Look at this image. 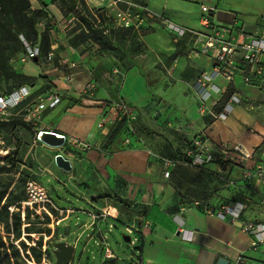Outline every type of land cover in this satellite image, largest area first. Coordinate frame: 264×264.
I'll return each instance as SVG.
<instances>
[{"label":"crops","instance_id":"0c3cea01","mask_svg":"<svg viewBox=\"0 0 264 264\" xmlns=\"http://www.w3.org/2000/svg\"><path fill=\"white\" fill-rule=\"evenodd\" d=\"M123 1L132 4L133 9L142 14L140 25L137 28H120L111 37L96 39L82 37L81 31L75 29L65 33L67 30L63 23L68 14L60 9L58 3L49 1L36 8V11L46 14L38 25L50 31L48 50L53 54L52 59L38 63L28 60L23 65L16 63L13 66L34 78L33 86L28 82L22 85L27 94L38 90L37 97L46 96L43 102L31 106L38 115L31 130H54L89 146L79 150L68 145L49 147L34 141L36 146L45 148L47 154L42 173H48L66 187L69 194L88 206V209H81L87 215L82 224L84 228L92 227L97 231L90 234L89 239L95 238V234L100 236L107 225L114 228L118 224L134 226L137 240L133 245V264H216L218 258L227 260L226 264H235V258L241 259L239 264H264V242L254 244L253 236L240 230L249 222L264 221V205L260 201L264 186L254 183L242 185L239 175L234 179L237 183L232 186L239 198L226 204L241 200L244 210L239 219L231 222L229 218L215 214L226 204L207 206L198 204V201L185 204L169 175L165 176L166 169L159 159L166 150L182 145L185 138L189 143L197 133L204 135L210 147L221 140L208 132L207 123L203 120L206 115L194 110L197 103L194 80L214 64L208 54L201 52V42L192 33L206 30L200 22L203 15L201 6L213 8L208 13L211 24H222L233 32L240 30L251 34L264 27V0ZM221 12L231 14V21L218 19ZM157 16H163L170 24L186 30L185 34L178 35L171 29L175 37L171 39L168 32L156 29L146 39L147 59L142 54V46L137 50L121 49L118 38H128L125 31H136L141 25L158 26ZM185 36L190 37L189 44H186L189 58L193 67L199 69L198 75L189 83L192 102L178 109L172 105L168 112L163 113L153 101L147 74L153 61L163 57L174 47L176 40ZM68 75L71 76L70 81L65 79ZM237 75L234 74L232 90L245 94L242 102L254 100V104H258L259 96L264 98V81L258 86H246L237 81ZM218 81L221 82L220 79ZM87 84H91L92 89L83 97L82 90ZM249 90L254 91L255 96L250 98L246 95ZM16 92L22 93L20 90ZM52 98L57 100L52 101ZM86 99L102 101V105L87 106L83 103ZM116 102L131 106L137 113L129 144H123L118 136L109 141L108 135L115 122L108 121L98 126L108 112L113 119L115 112L109 108ZM242 102L233 105L226 120H214V123L229 127L235 107L244 121L250 120V115L239 109ZM262 127L264 131V124ZM224 136L230 146L239 142L252 149L244 143L243 131L238 135L227 132ZM56 153L69 159V171L58 167V170H52V156ZM213 166L220 167L215 162L202 168L213 169ZM173 169L174 166L170 167L168 173ZM116 199L124 200L126 205L117 203ZM54 206L62 216L63 212L73 210L55 203ZM110 209L114 211L112 214ZM97 210L106 211L110 216L90 225L89 214ZM57 232L59 234L58 229ZM68 234L66 230L61 241L74 245L73 241L66 239ZM114 258L113 254V258L103 260Z\"/></svg>","mask_w":264,"mask_h":264},{"label":"rangeland","instance_id":"374dc122","mask_svg":"<svg viewBox=\"0 0 264 264\" xmlns=\"http://www.w3.org/2000/svg\"><path fill=\"white\" fill-rule=\"evenodd\" d=\"M49 1L58 3L60 9L67 14L76 13L74 4L84 3L83 0H29V4L33 10H36L39 4H47ZM108 4L109 0H102L101 6ZM119 6L122 8L126 4L120 3ZM39 18H43L41 13ZM157 19L158 26L141 25L142 27L140 26L136 31H125L128 38L124 39L123 37L118 38L119 35H117L121 49L137 50L139 46H142V54L145 56L148 52L146 39L152 36L151 34L156 29L168 32L171 39H175L173 31L169 27L170 23L163 16H157ZM34 31L36 32L35 38L31 36L33 39H37L33 40L34 43H38L39 34H46V42L50 41V31L47 28L42 29L37 24ZM69 31L64 32L69 33ZM80 36L98 37L97 34L83 30ZM104 40L107 41V39ZM189 41V36L176 40L174 47L163 57L156 58L148 71V84L152 91L153 101L162 109L163 113L168 112L172 105L178 109L186 106L187 102H192L189 83L198 75L199 69L193 67V61L189 58V52L186 50V44H189ZM120 45H118L119 49ZM0 49L3 50L2 53L6 57L8 66L24 64L16 56V52H20V45L15 40L6 41V34L1 31ZM144 59H147V56ZM237 81L242 82L240 75H237ZM27 82L29 79L23 77L4 79L0 76V94L10 93L14 90L19 91L22 85ZM38 92V90L34 93L29 92L21 99L15 98L16 103L7 106L0 112V264H54L53 245L55 242L61 241L60 238L66 233V230L69 233L66 239L75 243L77 237L74 254L69 263L133 264L135 261L132 254L134 248L129 243L133 235L126 232L125 226L118 224L115 228L108 229L107 225L100 236L95 234V238L89 239V235L97 233V231H94L92 227L84 228L82 224V221H86L87 215L82 213L81 209H88V206L69 194L66 187L55 181L48 173H42L47 154L45 148L34 144L35 132L31 130V126H35L33 123L38 117L35 111H32L31 106L37 102H43L46 97L43 95L37 97ZM244 95V93H240L241 97H245ZM246 95L250 98L255 96L252 90H249ZM257 102L258 104H254V100L245 101L240 105L239 109L250 115V120L247 121L243 120L241 113L235 107L230 117V128L215 124L211 117H203L204 123H207L208 132L213 137L221 139L220 142L223 144H227L225 133L233 132L238 135L243 131L245 134L244 143L252 148L255 154H261L264 149V131L262 129L264 98L262 95L259 96ZM194 110H197V103ZM191 142L192 140L188 143V139L185 138L182 145L172 150H166L162 157L182 155L189 148ZM182 146L186 148L184 149ZM162 157L159 159L163 164ZM221 160L219 169L213 166V169L189 170L183 168L184 170H181L179 166H176L175 173L170 171L165 176L169 175L168 177L178 188L185 204L195 201H198L200 205L206 204L207 206L213 203L226 204L239 198L232 185L237 183L234 179L239 175L240 166L232 164V161L226 157ZM52 162V170H58L54 161ZM28 179H34L44 187L50 200L52 199V205L46 203L44 206L37 205L34 208L23 205L26 196L25 183ZM54 203L73 210L72 212H63L62 216ZM105 246L109 247L116 258L108 261L103 260L102 253Z\"/></svg>","mask_w":264,"mask_h":264},{"label":"built area","instance_id":"2783aa9c","mask_svg":"<svg viewBox=\"0 0 264 264\" xmlns=\"http://www.w3.org/2000/svg\"><path fill=\"white\" fill-rule=\"evenodd\" d=\"M83 1V4L76 3V13L66 16L63 23L66 30L75 29L85 32L98 31L104 37H111L114 35L115 31L120 28H137L142 21V14L132 9L134 7L132 4L123 0H109V4L104 6H101L102 0ZM120 3L126 4V6L121 8L119 6ZM201 11L203 15L200 17V22L206 30L192 33L195 35L196 39L201 42V52L208 54L214 64L210 70L200 72L194 80L193 89L197 98V112L201 115L209 116L213 120L222 122L226 120L232 111L233 105L242 102L240 94L230 87L233 82L234 74L240 75L242 83L246 86H258L264 81V27L251 34H245L240 30L233 32V30L226 25L211 24L208 13L213 11V8L201 6ZM169 27L178 33V35H184L186 32V30L172 24H169ZM24 45L25 51L19 56V61L26 62L39 55L37 44L30 45L24 42ZM52 56V52L48 51L43 56V61H50ZM65 79L70 81L71 76L68 75ZM219 79L221 82L218 81ZM91 89V84H87L82 90V96L86 97ZM22 90L21 88L20 91ZM13 94L14 93L0 95V112L7 106H11L17 102L12 97ZM26 94L27 92H22L17 98L21 99V97ZM56 100V98H52V101ZM109 109L114 110L115 116L111 119L108 116V112L106 116L101 119L98 126H102L108 121L115 122L120 119H125L124 131L120 137L123 144H129L134 134L132 123L136 119L137 113L131 106L123 102L113 103ZM43 130L47 129H38L36 131V140L34 141L49 146L39 137V133ZM49 131L63 137V143L55 147L68 145L79 150H85L89 147L85 142L72 139L63 133L54 130ZM185 153L191 158L188 163L189 167L194 169L204 167L206 164L217 161L221 162V159L226 157L232 161V164L240 166L238 178L240 184L251 185L254 183L264 186V153L255 155L252 149H248L239 142H235L231 146L223 144L222 142H217L213 143L210 147L204 135L197 133L192 139L191 148L186 149ZM56 154H54V156ZM162 159L166 169L165 175L168 174V169L170 167L181 163L177 159ZM218 165H220V163H218ZM25 191L26 196L23 200V205L29 208H34L37 205L44 206L46 203L52 205V201L46 190L36 180L28 179L25 183ZM260 201L264 205V191L260 193ZM243 210L244 203L241 201H234L221 207L215 214L220 218L227 217L231 222H234L239 219ZM208 212L210 213L209 210ZM89 216L91 218L90 225H93L95 221H102V219L110 215L108 212L101 210L99 212H92ZM112 227V225H108V229ZM125 230L128 234L133 235L129 243L130 245H134L137 240L134 234L136 228L132 225H128L125 226ZM240 230L250 233L253 236L254 244L264 242V221H259L257 223L249 222L244 224ZM76 241L77 239L74 242L76 243ZM103 257L106 259L113 258V253L108 246H105L103 249ZM240 261V258H235V264H239Z\"/></svg>","mask_w":264,"mask_h":264},{"label":"trees","instance_id":"16d2710c","mask_svg":"<svg viewBox=\"0 0 264 264\" xmlns=\"http://www.w3.org/2000/svg\"><path fill=\"white\" fill-rule=\"evenodd\" d=\"M76 4H74L75 8ZM43 15V18H46V14L42 11L33 10L29 4V0H0V31L6 34V41L15 40L16 43L20 45V52L17 51V58L25 51L24 42L30 45L37 44L39 48V55L36 58H33L32 61L35 63L42 62L43 56L49 51V41L46 42V34H39V41L38 43H34L32 37L35 38L36 32L34 31L35 26L42 21L39 18V15ZM45 31V30H44ZM82 32V31H81ZM93 34H97L99 38L104 37L98 31H91ZM32 36V37H31ZM98 37H94L95 39ZM17 50V49H15ZM3 50L0 49V76L4 79H11L14 77H23L29 79V84L33 86L34 78L24 75L22 72L14 69L13 66H8L6 62V57H4ZM15 53V54H16ZM22 88V87H21ZM18 90H14L10 93L0 94V95H9L15 93ZM29 93V92H28ZM125 127V119H120L115 121L114 125L112 126L110 133L108 135L109 141H113L117 136L120 137L124 131ZM36 133V132H35ZM34 133V134H35ZM191 148V145L188 149ZM169 159H177L181 163L174 166H179V169H194L189 167L188 163L190 161V157L186 155L184 152L182 155H171L169 157H164ZM215 163V162H214ZM217 163L221 162L217 161ZM202 168V167H201ZM197 168V169H201ZM175 169L172 170L174 172ZM175 173V172H174ZM241 201V200H239ZM116 202L122 205H126V202L121 199H116ZM242 202V201H241Z\"/></svg>","mask_w":264,"mask_h":264},{"label":"water","instance_id":"95a60500","mask_svg":"<svg viewBox=\"0 0 264 264\" xmlns=\"http://www.w3.org/2000/svg\"><path fill=\"white\" fill-rule=\"evenodd\" d=\"M218 19H224L225 21H231V14L221 12L217 15ZM83 103L87 106H101L102 101L86 99ZM40 139L49 146L55 147L63 143V137L58 136L56 133L43 130L39 133ZM55 165L64 170L69 171L71 168L70 161L64 158L61 154H56L54 156ZM74 246L66 243L65 241L55 242L53 245L52 254L55 258L54 264H68L73 256ZM227 260L224 258H218L216 264H226Z\"/></svg>","mask_w":264,"mask_h":264},{"label":"bare ground","instance_id":"6f19581e","mask_svg":"<svg viewBox=\"0 0 264 264\" xmlns=\"http://www.w3.org/2000/svg\"><path fill=\"white\" fill-rule=\"evenodd\" d=\"M22 92L26 93L25 89H23V90H22ZM18 95H19V93H18V92H16V93H14V94H13V96H12V97L15 99V98H17V97H18ZM113 212H114V211H113V209H110V210H109V213H110V214H112Z\"/></svg>","mask_w":264,"mask_h":264}]
</instances>
